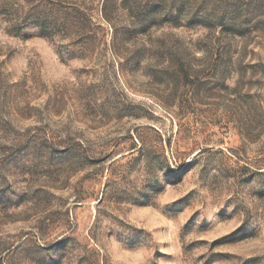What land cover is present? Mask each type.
<instances>
[{"label": "rangeland", "instance_id": "rangeland-1", "mask_svg": "<svg viewBox=\"0 0 264 264\" xmlns=\"http://www.w3.org/2000/svg\"><path fill=\"white\" fill-rule=\"evenodd\" d=\"M76 2L0 15V264H264V0Z\"/></svg>", "mask_w": 264, "mask_h": 264}, {"label": "trees", "instance_id": "trees-1", "mask_svg": "<svg viewBox=\"0 0 264 264\" xmlns=\"http://www.w3.org/2000/svg\"><path fill=\"white\" fill-rule=\"evenodd\" d=\"M44 5L39 4L36 6H31L26 13L23 11V6L19 3L10 2L9 0H0V15L8 12L12 16L13 20L21 18V14H24L30 24V27L37 30V33L45 38H52L56 36L62 30H67L75 27V23L78 22L80 16H85L80 3L62 5L61 1L57 0H43ZM127 5L132 7L135 5L137 9L141 8V18H139L138 23L141 25H154L157 22L159 16L165 17L173 16L172 21H175L180 17L178 11H175L173 15V9H169L166 13L164 11V4L166 0H123ZM125 3L123 6L125 7ZM137 4V5H136ZM134 10V9H133ZM134 12V11H133ZM170 14V15H169ZM134 17V15H133ZM78 25V24H77ZM13 33L17 34L19 31L17 29V24L13 25Z\"/></svg>", "mask_w": 264, "mask_h": 264}]
</instances>
